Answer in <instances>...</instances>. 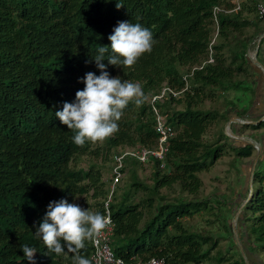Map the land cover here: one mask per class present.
<instances>
[{
	"label": "trees",
	"instance_id": "trees-1",
	"mask_svg": "<svg viewBox=\"0 0 264 264\" xmlns=\"http://www.w3.org/2000/svg\"><path fill=\"white\" fill-rule=\"evenodd\" d=\"M258 1L243 0L240 10L227 12L234 7L232 0H0V264H31L23 244L38 250L35 264H72L75 254L67 251L64 241L65 252L56 255L35 234L48 204L62 198L75 203L93 192V212L106 214L110 190L101 164L92 158L102 156L103 163L111 161L112 169L118 148L156 144L149 99L165 84L182 91L159 104L175 129L166 167L161 168L158 160L149 163L154 168L149 187L137 176L136 168L145 164L126 160L130 188L120 196L114 191L109 203L112 248L127 261L151 257H164L166 264L232 261L233 255H227L231 247L222 251L221 234L192 230L185 222L209 209V201L169 200L160 191L178 186L182 192L198 193L203 185L199 174L223 156L225 144L206 140L205 135L214 123L228 120L227 113L206 109L207 99L235 93L226 102L240 119L253 108L258 72L250 58L255 39L248 29L259 28L264 20ZM117 2L123 7L118 9ZM215 7L222 9L217 21ZM118 21L140 23L153 33L152 51L132 67L107 61L112 54L108 37ZM263 43L264 38L257 55L260 61ZM104 45L109 46L103 63L110 75L139 82L148 99L140 106L129 103L119 130L102 146L89 141L80 147L55 111L62 110L64 102L75 101L87 72L100 74L93 57ZM210 48L212 63L207 62ZM177 103L182 109L176 108ZM260 119L243 124L256 131V141L229 145L238 160L257 155L258 143L262 148L253 183L240 206L249 251L264 254V132H257L264 131V120ZM223 137L232 136L222 132ZM84 157L91 159L87 167L80 165ZM140 190L149 194L135 201ZM232 241L239 253L232 264H248L238 242ZM92 253V242H86L79 254L91 259Z\"/></svg>",
	"mask_w": 264,
	"mask_h": 264
},
{
	"label": "clouds",
	"instance_id": "clouds-1",
	"mask_svg": "<svg viewBox=\"0 0 264 264\" xmlns=\"http://www.w3.org/2000/svg\"><path fill=\"white\" fill-rule=\"evenodd\" d=\"M119 9L123 5L117 2ZM111 53L108 64L118 67H132L154 46L153 33L140 23L118 21L113 33L109 35ZM109 46L98 48L93 57L100 74L87 72L81 78L85 87L76 92L74 102H64L62 110L55 111L56 118L72 130L73 143L83 147L86 142H102L119 130L118 122L129 103L137 106L146 102L148 97L139 82L112 77L103 63ZM111 223L110 215L84 209L67 199L51 201L47 212L39 223L35 234L42 239L49 253L61 255L67 251L74 253L72 264H92V261L80 255L86 242H96L100 233ZM62 241L65 244H62ZM24 257L35 264V247L21 245Z\"/></svg>",
	"mask_w": 264,
	"mask_h": 264
},
{
	"label": "rangeland",
	"instance_id": "rangeland-1",
	"mask_svg": "<svg viewBox=\"0 0 264 264\" xmlns=\"http://www.w3.org/2000/svg\"><path fill=\"white\" fill-rule=\"evenodd\" d=\"M243 1V0H241ZM258 2H264L259 0ZM255 14L250 16L254 17ZM264 20L261 26L251 27L248 29V34H252L253 39L252 49L250 52V58L253 61V66L256 68L258 75L255 77V88L256 96L253 108L250 113L246 115L245 119H240L234 108H230L226 102L235 96V93H229L220 95L215 99H207L204 107L206 109H217L220 112H226L228 120H223L218 123H214L208 129L205 139L216 142L219 140L220 143L225 144V151L221 158H219L215 164L207 171H203L199 174L203 181V185L198 193L189 194L188 192H182L177 186L175 189H161V194L167 196L169 200H174L178 197L186 199H197L209 201L210 208L204 210L193 217L185 219V222L192 230H197L204 233L214 234L216 236L222 235L220 246L223 248L222 251L227 252L228 248L231 247L229 256L233 255L232 261L219 262L217 260L205 261L201 264H232V262L239 257L238 247L232 242L233 239L237 241L235 237L233 226L236 221V227L238 231L239 241L246 252V257L249 264H264L263 253H252L249 251V245L247 242V234L244 225L241 224L243 211L241 210V203L247 198L248 191L251 187V180L253 181V165L256 158V153L248 158L236 159L235 152L230 148L229 144L233 146H242L246 142L256 141L253 135L256 133L255 130L248 127H243V124L253 122L256 118L264 117V43L261 47V59L260 61L263 66H260L254 59L253 55L257 49L258 41L262 35H264ZM264 38V37H263ZM263 40V39H262ZM260 50V49H259ZM258 55V54H257ZM177 109H182V105L176 104ZM230 121H232L230 125ZM230 129L236 130V136H232L230 139L220 138L222 132L230 134ZM257 132H264L263 130ZM95 145L102 146V142H95ZM258 148L262 150L258 143ZM121 148H118L119 150ZM116 150V151H117ZM115 153V151H114ZM104 158L101 156L98 159L94 157L92 160L101 164L103 169V177L106 180V187L112 192L111 183V161L103 163ZM91 159L84 157L80 165L87 167ZM137 176L139 181L147 184L149 187L153 186L152 172L154 170L152 164H145L138 166ZM131 168L127 167L126 174L122 181L114 189L115 193L119 196L123 191H127L130 188L131 181ZM91 192L88 196H79L75 203L82 206L84 209L95 210L96 199L92 198ZM110 194V193H109ZM149 194V191L140 190L135 201L140 200L141 197ZM108 199V198H107ZM106 199V200H107ZM112 200V199H111ZM213 206V208H211ZM230 225V231L227 230L226 225ZM239 244V243H238ZM241 249V248H240ZM216 254V252H215Z\"/></svg>",
	"mask_w": 264,
	"mask_h": 264
},
{
	"label": "built area",
	"instance_id": "built-area-1",
	"mask_svg": "<svg viewBox=\"0 0 264 264\" xmlns=\"http://www.w3.org/2000/svg\"><path fill=\"white\" fill-rule=\"evenodd\" d=\"M234 7L231 10H225L227 12L238 11L241 9V0H232ZM258 13L260 17H264V2H259L257 5ZM220 7H215L214 17L217 21V12L221 11ZM213 40L212 43H214ZM212 49L210 48V54L207 62H214ZM186 89V88H185ZM184 89V90H185ZM182 91H177L175 88L165 84L158 93L153 94L150 99V105L154 112L156 124V132L158 134L157 142L154 146H143L136 148H124L117 150L113 156V165L111 169V183L112 192H110L108 199L105 201L106 214L110 215L109 203L112 199L114 189L122 181L126 174V160L128 158L138 160L142 164H149L154 160L160 161L161 168L166 167V155L169 148V141L175 135V129L170 121L169 114L163 110L160 103L165 102L171 97L177 98ZM114 231L113 219L111 217V223L106 229H104L96 242H92L93 253L91 255L92 264H166L164 257H151L147 260L144 259H132L130 261L119 257L114 252L111 241Z\"/></svg>",
	"mask_w": 264,
	"mask_h": 264
},
{
	"label": "water",
	"instance_id": "water-1",
	"mask_svg": "<svg viewBox=\"0 0 264 264\" xmlns=\"http://www.w3.org/2000/svg\"><path fill=\"white\" fill-rule=\"evenodd\" d=\"M263 37H264V35H262L261 38L259 39V41H258V45H257V49H256V51L254 52V55H253V59H254V60H255L260 66H263V65H262V63L258 60V58H257V54H258V52H259V49H260V46H261V42H262ZM263 69H264V67H263ZM262 120H264V117L261 118V119L259 120V122L262 121ZM231 123H232V121H230V125H231ZM255 123H257V122H255ZM230 135H231V136H236V134H235L231 129H230ZM257 148H258V147H257ZM260 154H261V150L258 148V152H257L256 158H255V161H254V165H253V169H252V172H253V173H254V170H255V167H256V164H257V161H258V159H259ZM252 183H253V181L251 180V184H252ZM236 224H237V223H236V221H235V222H234V226H233L234 234H235V237L237 238V242L239 243V246H240V248H241V252H242V254L244 255V257L246 258V262L249 264V262H248V260H247V257H246L245 249L243 248L241 242L239 241L238 231H237Z\"/></svg>",
	"mask_w": 264,
	"mask_h": 264
}]
</instances>
